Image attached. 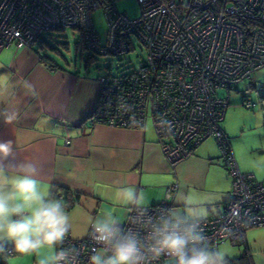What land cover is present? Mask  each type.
<instances>
[{
	"label": "built area",
	"instance_id": "obj_1",
	"mask_svg": "<svg viewBox=\"0 0 264 264\" xmlns=\"http://www.w3.org/2000/svg\"><path fill=\"white\" fill-rule=\"evenodd\" d=\"M116 1L0 0V51L12 43L30 46L44 31L58 28L78 30L85 47L98 55L135 50L136 39L146 52L143 63L131 72L97 77L100 92L91 124L144 128L151 121L172 169L204 140L214 139L231 178L230 196L218 215L184 220L198 227L209 247L226 241L245 253L246 231L264 226V180L240 171L220 124L238 86H244L243 106H255L249 95L252 74L264 68V0H136L139 15L133 18L118 11ZM100 8L107 24L104 39L91 17ZM171 190L159 204L134 205L126 221L117 222L121 234L150 244L154 228L174 216ZM94 225L85 237L67 232L54 246L55 254L68 253L59 264H90L94 251L104 248ZM6 252L16 251L7 246ZM146 264H174V259L153 260L146 252Z\"/></svg>",
	"mask_w": 264,
	"mask_h": 264
},
{
	"label": "crops",
	"instance_id": "obj_2",
	"mask_svg": "<svg viewBox=\"0 0 264 264\" xmlns=\"http://www.w3.org/2000/svg\"><path fill=\"white\" fill-rule=\"evenodd\" d=\"M36 43H12L0 51V140H11L15 148L6 162L10 178L16 174L11 165L32 163L47 201H54L48 196L52 186L81 195L65 211L72 237H85L97 221L125 222L134 205L165 201L169 187L174 216L208 218L223 211L231 178L214 139L204 140L172 169L151 121L144 128L91 124L100 92L97 76L84 66L56 63ZM5 114L15 115L12 123L5 122ZM222 129L229 140L233 135L238 141V133ZM237 165L253 175L244 159ZM13 245L0 239V248ZM245 246L241 256L226 257L228 264H255L246 239ZM54 255L55 248L45 246L27 255L17 253L8 264H52Z\"/></svg>",
	"mask_w": 264,
	"mask_h": 264
},
{
	"label": "clouds",
	"instance_id": "obj_3",
	"mask_svg": "<svg viewBox=\"0 0 264 264\" xmlns=\"http://www.w3.org/2000/svg\"><path fill=\"white\" fill-rule=\"evenodd\" d=\"M4 119L12 123L15 115L5 114ZM14 153L11 140H0V239L6 238L17 253L27 255L62 242L69 231V217L59 201L45 199L34 178V164L11 165L16 174L9 177L6 162ZM94 235L104 248L94 251L90 264H146V252L153 260L162 255L172 257L174 264H228L224 251L209 247L198 227L180 216L163 219L147 245L133 234H121L115 220L97 221ZM107 252L111 254L106 256ZM67 256L65 251L56 253L52 264L66 261Z\"/></svg>",
	"mask_w": 264,
	"mask_h": 264
},
{
	"label": "rangeland",
	"instance_id": "obj_4",
	"mask_svg": "<svg viewBox=\"0 0 264 264\" xmlns=\"http://www.w3.org/2000/svg\"><path fill=\"white\" fill-rule=\"evenodd\" d=\"M115 6L118 11L124 12L129 17L133 18L139 15V5L136 0H117ZM91 17L94 27L104 39L107 24L102 9L92 11ZM41 38L44 41H41ZM76 43L78 44L76 45ZM37 44H41V50L48 58L63 66L77 64L83 67L87 56L91 55L92 58L87 67L91 74L97 77L106 75L108 72L117 74L136 70L146 57V52L136 39H133L135 50H130L122 55L94 54L88 49L82 48L81 34L72 28L44 31L38 38ZM251 78L254 89L249 98L255 106L252 108L243 106L240 101L244 86H238V92L230 93V103L227 106L221 127L232 133H238L239 137L236 138L238 141H233V135H229L235 160L238 164L239 158L244 159L251 171L259 178V176H264V68L255 71ZM218 94L224 96L222 90H219ZM239 147L242 150L239 151ZM245 239L249 244L250 251L248 252L254 259V263L264 264V226L247 230ZM218 248L224 251L226 257L231 258L244 253L242 246H235L226 241L221 242Z\"/></svg>",
	"mask_w": 264,
	"mask_h": 264
},
{
	"label": "trees",
	"instance_id": "obj_5",
	"mask_svg": "<svg viewBox=\"0 0 264 264\" xmlns=\"http://www.w3.org/2000/svg\"><path fill=\"white\" fill-rule=\"evenodd\" d=\"M54 30H62V29H60V28H58V29H54ZM41 41H44V39L43 38H41ZM37 42V41H36ZM81 43H82V48H86L85 47V45H84V43H83V40H82V36H81ZM78 43H76V45H77ZM65 45V44H64ZM87 49V48H86ZM91 58H92V56L91 55H88L87 56V58H86V60H85V63H84V68H88L87 66H88V64H89V62H90V60H91ZM237 90H239V89H237ZM236 92H238V91H236ZM241 101H242V99H241ZM240 101V102H241ZM95 107H96V105H95ZM95 109V108H94ZM226 109H227V107H226ZM94 111V110H93ZM93 111L91 112V114L93 113ZM225 112H226V110H225ZM91 114H90V116H91ZM220 126H221V124H220ZM221 129H222V127H221ZM223 130V129H222ZM225 133V132H224ZM227 136V135H226ZM227 138H228V136H227ZM228 141H229V143H230V140H229V138H228ZM219 159H220V156H219ZM221 161V160H220ZM222 163V162H221ZM223 165V164H222ZM224 166V165H223ZM49 200H54V201H59L61 204H62V206H63V208H64V210L65 211H68V210H70L71 208H73L76 204H78L79 202H80V194L79 193H77V192H72V191H70V190H68V189H65V188H62V187H59V186H52V188H51V190H50V192H49ZM13 247H14V245H13ZM6 248H7V246H4V247H1L0 248V264H8V259L11 257V256H13V255H15V254H17V252H15L13 255H10V254H8L7 252H6ZM246 252V251H245Z\"/></svg>",
	"mask_w": 264,
	"mask_h": 264
}]
</instances>
